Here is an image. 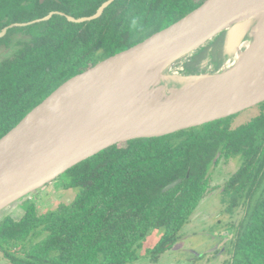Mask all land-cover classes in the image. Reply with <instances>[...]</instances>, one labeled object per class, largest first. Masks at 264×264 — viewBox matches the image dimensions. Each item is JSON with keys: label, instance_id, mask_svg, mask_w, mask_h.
<instances>
[{"label": "trees", "instance_id": "16d2710c", "mask_svg": "<svg viewBox=\"0 0 264 264\" xmlns=\"http://www.w3.org/2000/svg\"><path fill=\"white\" fill-rule=\"evenodd\" d=\"M106 0H0V31L51 11L90 16ZM199 0H114L97 19L48 20L8 29L24 32L14 55L0 62V138L63 82L144 40L198 7ZM203 47V46H202ZM201 50L202 48H198ZM197 49V50H198ZM196 50V51H197ZM220 60V59H219ZM214 58V70L220 61ZM186 74L201 72L184 63ZM245 123L225 117L159 137L112 145L67 169L76 197L38 214L29 203L19 217L0 221V258L10 264H129L155 228L161 240L146 254L170 248L204 197L208 174L222 157L242 161L227 186L231 224L228 264H264V102ZM175 187L163 191L172 181Z\"/></svg>", "mask_w": 264, "mask_h": 264}, {"label": "water", "instance_id": "95a60500", "mask_svg": "<svg viewBox=\"0 0 264 264\" xmlns=\"http://www.w3.org/2000/svg\"><path fill=\"white\" fill-rule=\"evenodd\" d=\"M113 1H104L90 16L51 11L12 23L0 31V37L10 28L48 20L54 14L74 23L97 19ZM261 17L264 0H205L176 22L63 82L0 138V210L107 147L200 126L264 102V81L246 87L256 71L257 57L264 56L263 33L229 70L220 72L219 66L207 73L228 77L217 93L190 95L165 107L113 118H103L99 111L101 97L133 73L175 66L223 31L231 32V37L238 34V42L242 41L249 25ZM202 75L206 74L186 77ZM180 182L181 178L172 181L163 191Z\"/></svg>", "mask_w": 264, "mask_h": 264}, {"label": "rangeland", "instance_id": "374dc122", "mask_svg": "<svg viewBox=\"0 0 264 264\" xmlns=\"http://www.w3.org/2000/svg\"><path fill=\"white\" fill-rule=\"evenodd\" d=\"M199 1L204 2L205 0ZM237 35H234V37ZM227 37L226 31L221 32L212 41L201 47V50L198 49L176 63L169 73H177L183 76L212 74L215 71L212 61L214 58L220 59L219 66L221 67L226 59L233 56L236 43L226 47ZM29 38V35L24 32H13L10 34L6 41L0 44V62L12 57L18 48L19 42ZM186 62L197 66L201 72L186 74L183 70ZM261 63L264 72L263 55L261 56ZM258 112V106L255 105L228 116V118H231L232 125L236 126L249 121ZM241 161L239 157H222L218 164L212 166L208 174L204 197L199 201L189 219L182 225L177 239H175L170 248L159 253L154 258L146 254L148 249L161 240L165 232L164 228L152 229L142 239L140 246L137 247L136 260L129 264H228L231 260V245L230 238H228V241L226 234L231 232V224L239 223L244 205L243 203H238L230 207L232 197L230 198L229 196L230 188L227 184L231 176L239 168ZM68 180V176L63 173L51 182L2 208L0 210V221L6 216H21L29 203H33L36 212L42 214L56 209L61 204L70 202L76 197L78 189L66 187ZM226 240L229 244H226ZM0 264L10 263L0 258Z\"/></svg>", "mask_w": 264, "mask_h": 264}, {"label": "bare ground", "instance_id": "6f19581e", "mask_svg": "<svg viewBox=\"0 0 264 264\" xmlns=\"http://www.w3.org/2000/svg\"><path fill=\"white\" fill-rule=\"evenodd\" d=\"M263 33V17L258 18L249 25L248 33L243 36L241 42H238V36L231 37L232 34L230 32V36L228 35L226 40V47L236 43V48L233 56L226 59L224 63L222 62L223 65L220 72L229 70L238 55L244 50L251 48ZM206 51L208 50L206 49ZM261 56L257 57L256 71L249 78L246 84L247 88L257 87L264 81ZM173 66L169 64L168 68L149 67L130 75L101 97L99 100L101 116L103 118H113L123 114L145 112L171 105L190 95H202L207 92L217 93L228 80V77L222 78L207 74L186 77L177 73H169Z\"/></svg>", "mask_w": 264, "mask_h": 264}, {"label": "flooded vegetation", "instance_id": "af4514ba", "mask_svg": "<svg viewBox=\"0 0 264 264\" xmlns=\"http://www.w3.org/2000/svg\"><path fill=\"white\" fill-rule=\"evenodd\" d=\"M246 122H247V121H246ZM226 236H227V239H228V238H230V239L232 238L231 233H227ZM228 241H229V239H228ZM228 241L226 240V244H229Z\"/></svg>", "mask_w": 264, "mask_h": 264}, {"label": "crops", "instance_id": "0c3cea01", "mask_svg": "<svg viewBox=\"0 0 264 264\" xmlns=\"http://www.w3.org/2000/svg\"><path fill=\"white\" fill-rule=\"evenodd\" d=\"M227 235V234H226Z\"/></svg>", "mask_w": 264, "mask_h": 264}]
</instances>
